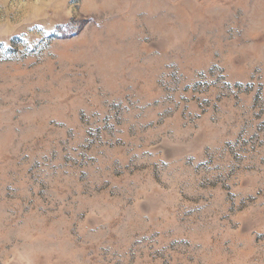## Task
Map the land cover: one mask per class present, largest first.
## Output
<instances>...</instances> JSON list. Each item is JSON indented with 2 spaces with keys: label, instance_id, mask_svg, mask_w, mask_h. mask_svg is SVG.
Returning a JSON list of instances; mask_svg holds the SVG:
<instances>
[{
  "label": "rangeland",
  "instance_id": "374dc122",
  "mask_svg": "<svg viewBox=\"0 0 264 264\" xmlns=\"http://www.w3.org/2000/svg\"><path fill=\"white\" fill-rule=\"evenodd\" d=\"M0 264H264V0H0Z\"/></svg>",
  "mask_w": 264,
  "mask_h": 264
}]
</instances>
